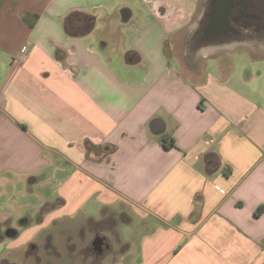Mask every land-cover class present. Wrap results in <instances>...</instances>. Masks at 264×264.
Listing matches in <instances>:
<instances>
[{
  "label": "crops",
  "instance_id": "0c3cea01",
  "mask_svg": "<svg viewBox=\"0 0 264 264\" xmlns=\"http://www.w3.org/2000/svg\"><path fill=\"white\" fill-rule=\"evenodd\" d=\"M176 8L0 0V200L39 183L34 217L57 202L10 236L15 263L50 220L123 205L137 252L122 237L112 264H264V80L204 64L222 48L197 39V2Z\"/></svg>",
  "mask_w": 264,
  "mask_h": 264
},
{
  "label": "rangeland",
  "instance_id": "374dc122",
  "mask_svg": "<svg viewBox=\"0 0 264 264\" xmlns=\"http://www.w3.org/2000/svg\"><path fill=\"white\" fill-rule=\"evenodd\" d=\"M177 1V15L182 16L183 8L188 12L186 18L190 13L194 12V6L198 3V10L193 13L191 19L196 14V23L193 30H199L204 33L208 24H200L199 16L206 10H212L209 0H173ZM182 4V9L178 6ZM175 15V14H174ZM178 30H181L178 28ZM181 32H175L174 36L178 37ZM237 41L225 45L218 51V55L210 59H206V65L226 64L230 70H236V76H248L252 74L253 81L259 82L264 80V42H253L252 40H245V47H237ZM222 45V44H221ZM228 47V48H227ZM218 48V49H219ZM234 49V50H230ZM256 49V56H253L249 50ZM216 54V53H215ZM240 71L242 72L240 74ZM262 72L263 77L259 78L256 73ZM251 72V73H250ZM55 185L46 184L44 187L39 184L18 185L10 188V194L4 196L0 200V264H5V257L11 260V263L17 262L15 258L10 255L9 242L13 241L8 235L9 230L24 229L23 225L31 218L34 221H41L44 215L46 221L45 210L56 205L57 202L48 203L41 209L38 208V216L34 217L36 209L34 205L45 204L46 197H51L55 193ZM125 210L126 215L121 214V210ZM44 211V213H43ZM95 220L89 223V218H75V219H60L53 220L47 229H44V251L43 246L37 247V250L20 251L17 255L20 264H112L116 259H124V240L130 241L133 245L132 254L136 255V223L137 218L131 209L123 205L113 206L111 209L93 210L91 212ZM133 217V218H131ZM96 222V223H95ZM23 226V227H22ZM45 227V226H44ZM91 227V228H90ZM94 229H100L101 235H105L109 239V250H104L98 258H95L94 252L89 250L92 241L94 240ZM50 236V237H49ZM124 238V240L122 239ZM40 238V240H39ZM33 244H39L41 235L35 237ZM43 242V241H42ZM48 245V246H47ZM47 246V247H45ZM50 247V248H49ZM50 250L48 251L47 249ZM29 249V248H28ZM124 251V252H123ZM40 255V257H38ZM42 256V257H41ZM98 256V255H97ZM126 258H129L126 256ZM40 261V262H39ZM38 262V263H37ZM134 263V261H133Z\"/></svg>",
  "mask_w": 264,
  "mask_h": 264
},
{
  "label": "flooded vegetation",
  "instance_id": "af4514ba",
  "mask_svg": "<svg viewBox=\"0 0 264 264\" xmlns=\"http://www.w3.org/2000/svg\"><path fill=\"white\" fill-rule=\"evenodd\" d=\"M209 1H210L209 2L210 6L214 5L215 0H209ZM205 13L206 14L204 15L203 18L204 25L206 23L209 24H208V29L206 28L205 32L202 33L203 34L202 39L207 31L210 32L209 25L211 24V19H212V10H210V8L209 10H206ZM230 24L232 26L231 29L225 33H221L219 37L215 39L217 43H222V44L226 43L228 45V43L231 44L232 42L237 41L239 42L236 44L238 45L237 47H242V46L245 47L246 46L244 44L245 40H252L253 42H264V0H234L230 13ZM92 221H93L92 219H89L90 225ZM101 233L102 231H100V229L97 230L94 229L93 231V234L95 235L94 238L98 235L104 236L106 240V244L109 245L108 237L105 235H101ZM108 247L111 248V245H109ZM108 247H106V250L110 249ZM49 248L46 249L49 251L50 250ZM91 249L96 255L95 258H98L99 255L96 253L92 245L91 247L89 246L90 251ZM43 251H44V245H43ZM14 264H18V263H14Z\"/></svg>",
  "mask_w": 264,
  "mask_h": 264
},
{
  "label": "water",
  "instance_id": "95a60500",
  "mask_svg": "<svg viewBox=\"0 0 264 264\" xmlns=\"http://www.w3.org/2000/svg\"><path fill=\"white\" fill-rule=\"evenodd\" d=\"M234 0H215V3L212 7V19L210 26V32H206L203 39V34L199 32V30H196L197 39L200 38L201 43H205L206 48H219V46L224 47L222 43H217L215 39L219 37L221 33H225L228 30L231 29L230 24V13L231 8L233 6ZM206 13L203 12L201 15V18L199 20L200 24H204L203 18ZM194 39V37H192ZM214 41H212V40ZM222 44V45H221ZM227 45V44H226ZM18 233L17 230H9L8 235L9 236H16ZM92 246L94 247V250L98 255L102 254L106 247L109 245L106 244V240L104 236H96L94 240L92 241Z\"/></svg>",
  "mask_w": 264,
  "mask_h": 264
},
{
  "label": "trees",
  "instance_id": "16d2710c",
  "mask_svg": "<svg viewBox=\"0 0 264 264\" xmlns=\"http://www.w3.org/2000/svg\"><path fill=\"white\" fill-rule=\"evenodd\" d=\"M85 18H86V19H87V18H88V19H91V16L86 14V15H85Z\"/></svg>",
  "mask_w": 264,
  "mask_h": 264
}]
</instances>
